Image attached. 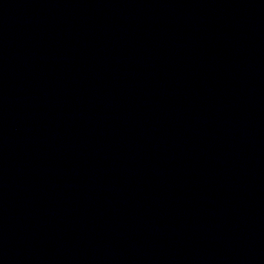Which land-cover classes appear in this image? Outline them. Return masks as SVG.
I'll use <instances>...</instances> for the list:
<instances>
[{"label":"water","instance_id":"water-1","mask_svg":"<svg viewBox=\"0 0 264 264\" xmlns=\"http://www.w3.org/2000/svg\"><path fill=\"white\" fill-rule=\"evenodd\" d=\"M0 264H264V0H0Z\"/></svg>","mask_w":264,"mask_h":264}]
</instances>
